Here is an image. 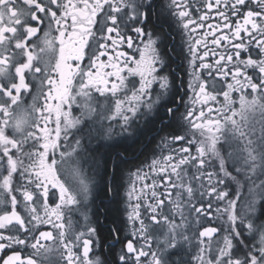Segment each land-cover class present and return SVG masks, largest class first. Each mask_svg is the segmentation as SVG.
I'll use <instances>...</instances> for the list:
<instances>
[{"label": "snow or ice", "instance_id": "6c2138e0", "mask_svg": "<svg viewBox=\"0 0 264 264\" xmlns=\"http://www.w3.org/2000/svg\"><path fill=\"white\" fill-rule=\"evenodd\" d=\"M0 264H264V0H0Z\"/></svg>", "mask_w": 264, "mask_h": 264}, {"label": "flooded vegetation", "instance_id": "af4514ba", "mask_svg": "<svg viewBox=\"0 0 264 264\" xmlns=\"http://www.w3.org/2000/svg\"><path fill=\"white\" fill-rule=\"evenodd\" d=\"M176 41H177V43L179 42V37L178 36L176 37ZM179 63H180V61L177 58L176 64H179ZM174 67H175V65H174ZM153 134L154 133H147L144 137L141 138L139 144L135 147L134 151L129 152L127 154L129 156V158L131 160H133L134 163H138L139 162V161L136 160V156H138L140 154V152L143 151V149L145 147H148L149 146V141L151 140V136ZM140 159L143 160L144 157L143 156H140Z\"/></svg>", "mask_w": 264, "mask_h": 264}]
</instances>
